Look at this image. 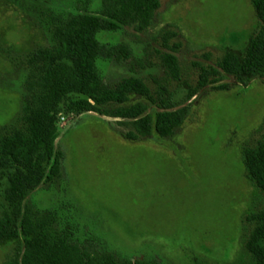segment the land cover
<instances>
[{
	"label": "rangeland",
	"instance_id": "obj_1",
	"mask_svg": "<svg viewBox=\"0 0 264 264\" xmlns=\"http://www.w3.org/2000/svg\"><path fill=\"white\" fill-rule=\"evenodd\" d=\"M106 6L0 0V131L21 124L33 81L25 54L55 45L56 21L103 15ZM255 26L251 0H162L146 26L98 31L102 83L113 88L139 78L156 103L186 107L185 121L170 136L131 142L123 137L126 119L63 106L54 142L63 153L59 176L24 202L91 253L160 264H254L245 218L264 208V193L246 177L241 151L264 134V78L243 86L224 73L219 83L196 88L201 68L219 69L225 48H242ZM222 83L228 89L216 88ZM137 100L143 98L132 95L128 104ZM13 251V244L0 246V264Z\"/></svg>",
	"mask_w": 264,
	"mask_h": 264
},
{
	"label": "trees",
	"instance_id": "obj_2",
	"mask_svg": "<svg viewBox=\"0 0 264 264\" xmlns=\"http://www.w3.org/2000/svg\"><path fill=\"white\" fill-rule=\"evenodd\" d=\"M162 0H106L103 15L73 14L53 24L55 45L37 47L22 61L32 69L33 81L25 96L19 126L0 131V246L13 244V254L3 264H160L154 259L116 258L88 252L68 228L59 229L49 215L24 200L41 183L59 176L63 155L54 147L58 115L63 106L79 113L126 119L123 135L135 142L156 134L164 138L182 126L186 107L158 104L148 85L139 78H124L115 87L105 86L95 66L104 47L97 32L118 23L146 26ZM256 26L242 48L226 47L219 69L201 68L196 89L232 76L246 86L264 78V0H251ZM172 59V58H171ZM172 65V61L169 60ZM185 86L186 83L184 84ZM217 89H228L222 83ZM197 90L187 94V101ZM143 98L128 104L131 96ZM156 108L150 110V107ZM246 177L264 193V134L241 151ZM252 225L245 242L254 264H264V208L249 213Z\"/></svg>",
	"mask_w": 264,
	"mask_h": 264
}]
</instances>
